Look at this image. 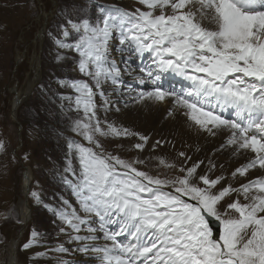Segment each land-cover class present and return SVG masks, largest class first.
<instances>
[{"label": "snow or ice", "instance_id": "snow-or-ice-1", "mask_svg": "<svg viewBox=\"0 0 264 264\" xmlns=\"http://www.w3.org/2000/svg\"><path fill=\"white\" fill-rule=\"evenodd\" d=\"M138 4L100 5L95 19H67L48 33L56 59L73 52L84 77L58 81L70 89L65 99L78 114L72 131L81 138L67 142L63 180L75 203L65 199L53 209L59 231L98 264H264V175H252L264 170V0ZM125 92L137 103L170 101L169 116L181 111L210 135L226 133L221 147L246 161L231 171L235 184L215 175L211 161L206 170L203 161L187 166L184 152L179 166L158 158L178 168L171 177L107 152L101 137H138L133 147L141 151L149 140L102 115L112 93ZM32 196L41 202L37 192ZM38 236L32 230L22 249ZM55 251L69 249L61 243Z\"/></svg>", "mask_w": 264, "mask_h": 264}, {"label": "rangeland", "instance_id": "rangeland-1", "mask_svg": "<svg viewBox=\"0 0 264 264\" xmlns=\"http://www.w3.org/2000/svg\"><path fill=\"white\" fill-rule=\"evenodd\" d=\"M124 1L126 5H122L123 7H140L138 0ZM105 2L0 0V143L3 144V148L0 149V264H7L6 247L11 240L17 239L24 229L20 208L24 197L22 182L25 165L33 167L29 200L35 209L31 211L30 220L25 225L16 259L23 264H58L60 260H66L68 264L85 263L79 258L85 256V253L79 254L76 250L77 244L60 233L59 229L63 225L53 212V209L59 208L65 199L75 203L63 176L66 175L64 169L67 142L70 138L81 139L72 131L73 121L78 118V114L68 106L65 99L70 94V89L61 87L58 81L84 77L78 71V56L73 52L67 51L63 59L59 61L56 59V46L48 33L58 32L59 25L66 23L67 19L75 20L79 17L95 19L98 7L105 6ZM114 56L120 58V62L124 59L122 56L115 54ZM133 87L140 86L134 82ZM112 94V106L106 114L102 112V115H106L110 122L119 123L125 120L123 115L126 113V107L118 94ZM16 95L23 98L17 110V118L21 125L13 119L12 114ZM117 108L119 111H116ZM161 136L158 135L157 138L160 139ZM127 138L100 139L107 152L128 160H143L144 163L138 167L150 174L167 177L179 174L178 168L170 170L159 164V148L150 146L147 154L140 156L133 147L139 143L138 139ZM225 141V137L219 139L216 145L219 150L217 154L213 150L204 154L202 168L206 170L211 161L217 165L214 174H224L235 184V180L231 178V171L241 163L232 165L235 163L232 151L221 147ZM174 160H178L175 162L178 166L185 163L182 159ZM167 161L171 163L170 160ZM229 162L233 166L231 170H228ZM34 191L39 194L40 203L32 196ZM32 230L39 233L38 242L30 249L23 250L22 245L31 238ZM61 243L69 249L68 253L61 254L53 249ZM36 246L38 252L50 253L38 257L35 255Z\"/></svg>", "mask_w": 264, "mask_h": 264}, {"label": "bare ground", "instance_id": "bare-ground-1", "mask_svg": "<svg viewBox=\"0 0 264 264\" xmlns=\"http://www.w3.org/2000/svg\"><path fill=\"white\" fill-rule=\"evenodd\" d=\"M104 1H106L105 4L107 6L113 5L115 3H117L115 5L121 4L120 6L126 5V1L124 0H104ZM121 1H124V3H121ZM115 47L116 46L114 44L113 53L115 55L121 56L115 50ZM119 59L117 60L119 61ZM136 63H138V61L135 60L132 61L133 67H135ZM125 79L126 82H131L134 86V80L132 79V77L126 76ZM172 82L176 83L180 81L179 78H173ZM167 83L168 82H166V84ZM116 94L119 95L120 100L122 99L124 101L123 104L124 107H126V113L123 115L125 120L122 121L124 123L117 122L116 124L122 125L123 127L131 126L129 127V129H131L134 132H138L141 135H145L149 138L148 143L145 145V148L142 151L137 150L138 151L137 153L140 156L146 155L147 152L150 150V146L153 147V145H156L155 149L156 148L160 149L159 150L160 157H164L166 160H170L171 163L178 162V160H174L176 158L182 159L185 162V158L179 156L180 152H184L186 154V157H190V159L187 160L186 164L187 166H191V164L193 163H198L200 161H203L204 154L206 152L209 151L213 152L212 150H215L217 148L216 145L218 144L220 138L225 137V140L227 139L226 133L217 134L213 136L210 135L208 132L193 126L181 111H175L173 115L169 116L168 114L169 109L172 108V104L170 101H166L163 103H152V102L137 103L134 100V96H135L134 93L131 96L126 92L124 94L115 93V95ZM20 97L21 96H17V99L15 98L14 102L16 101L15 103H17L19 99L21 100ZM158 135H162L160 139L157 138ZM136 138L138 139V142H140L139 138L138 137ZM127 139H129V137ZM158 141H160L163 144L160 143L157 144ZM233 161L235 162L234 164H232L233 166L246 162L243 159V157H234V156H233ZM233 166H231V162H229L228 170H231ZM200 170H204L202 166ZM256 174L264 175V170H259V171L253 170L252 172L253 177H255ZM32 176H33L32 171L29 170V178L23 179L24 185L27 184L26 185L27 190H30L32 183V178H31ZM26 200H27V196L23 197L21 200V211L23 217L28 210L26 205ZM25 222L27 223L28 219H25ZM16 242L17 245H19L20 239L11 240V242L6 247L7 264H11V251L14 249ZM52 248L53 247H49V249ZM36 250L37 253L38 252L37 246H36ZM79 254L82 253L79 252ZM79 258L82 259V261H85L84 264H91L93 262H97L98 264V260L94 254L85 253V256L82 257L79 256ZM16 264H23V263L19 262V260L17 259Z\"/></svg>", "mask_w": 264, "mask_h": 264}, {"label": "water", "instance_id": "water-1", "mask_svg": "<svg viewBox=\"0 0 264 264\" xmlns=\"http://www.w3.org/2000/svg\"><path fill=\"white\" fill-rule=\"evenodd\" d=\"M20 103V100L17 101V103L13 106V117L16 118V115H15V112H16V108H17V105ZM28 169L29 167H26V170H27V173L24 175L25 177L28 178L29 176V172H28ZM29 210H30V207L28 206Z\"/></svg>", "mask_w": 264, "mask_h": 264}]
</instances>
